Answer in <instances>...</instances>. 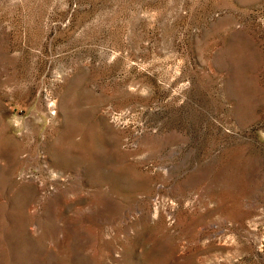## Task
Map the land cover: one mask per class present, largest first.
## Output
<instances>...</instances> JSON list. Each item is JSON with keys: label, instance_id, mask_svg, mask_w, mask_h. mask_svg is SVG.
I'll list each match as a JSON object with an SVG mask.
<instances>
[{"label": "rangeland", "instance_id": "1", "mask_svg": "<svg viewBox=\"0 0 264 264\" xmlns=\"http://www.w3.org/2000/svg\"><path fill=\"white\" fill-rule=\"evenodd\" d=\"M0 264H264V0H0Z\"/></svg>", "mask_w": 264, "mask_h": 264}]
</instances>
